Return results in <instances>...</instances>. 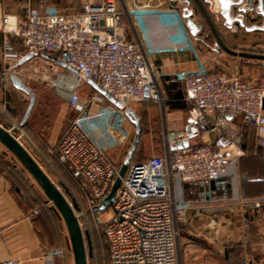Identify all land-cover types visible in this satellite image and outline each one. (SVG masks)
Returning a JSON list of instances; mask_svg holds the SVG:
<instances>
[{
  "label": "built area",
  "instance_id": "2783aa9c",
  "mask_svg": "<svg viewBox=\"0 0 264 264\" xmlns=\"http://www.w3.org/2000/svg\"><path fill=\"white\" fill-rule=\"evenodd\" d=\"M24 1L22 21L8 13L0 18L4 74L16 73L12 68L21 58L12 47L13 37L19 39L26 54L60 59L65 53L67 65L77 72L67 76L70 81L44 76L57 95L65 97L68 106L76 111L49 150L66 169L70 182L57 176L51 161L45 160V166L54 173L56 181H51L60 191L62 187L78 220L87 257L88 247L94 249L93 238L101 235L107 244V264H179L177 239L180 229L188 225L190 211L203 215L219 206L234 212L240 205L259 208L264 204V197L249 202L215 197V191L225 185L226 165L244 155L240 138L228 133L232 120L239 118L244 126L253 129L264 160V79L258 84L219 72L181 71L174 78L184 84V100L190 105L188 117L202 137L211 134L213 141L172 149L186 134L183 130H166L165 156L153 155L145 161L129 163L111 205L112 217L102 223L101 211L95 209L119 177L123 162L114 159L110 151L129 149L134 129L124 109L107 103L99 93L82 98L78 87L80 81L89 79L125 108L146 101L163 103L158 76L145 47L136 33H130L127 39L122 26L130 15L139 23V14L149 9L152 0H142L140 9L132 10L123 5L124 0H77L79 11L71 15L42 13L32 0ZM176 3L181 0L172 1L175 10ZM211 12H219L214 2ZM255 17L250 16L251 25H260L254 23ZM245 47H250L248 52L264 54V43L248 41L237 45L236 50L243 51L240 49ZM184 184L201 188L198 201L178 196ZM66 253L72 256L70 245L46 251L42 257L46 264H54ZM0 264L16 261L0 260Z\"/></svg>",
  "mask_w": 264,
  "mask_h": 264
},
{
  "label": "crops",
  "instance_id": "0c3cea01",
  "mask_svg": "<svg viewBox=\"0 0 264 264\" xmlns=\"http://www.w3.org/2000/svg\"><path fill=\"white\" fill-rule=\"evenodd\" d=\"M143 3L142 0L123 1V5L130 10L140 9ZM32 4L40 12L54 10L61 14L71 15L79 11L77 0H32ZM171 4L172 0H152L149 3V9L139 14V23L132 15L122 21L126 38L129 39L130 33H136L145 47L147 59L151 63L154 73L158 76V83L162 91V104L146 101L129 106L140 120L142 128L140 139L144 136V133H147L146 138L148 139L146 141L149 146L145 155H142L144 157L143 161L153 155L165 156L163 135L166 130H183L186 134L184 140L188 141V147L213 141V135L211 134L202 137L197 131L195 123L188 117L190 105L184 100L183 82L174 78L176 73L181 71L199 73L205 70L236 75L247 81L239 75L237 67L233 69L231 74L220 69H210L211 64L206 61L205 56L209 52L204 51L198 43V40L204 39L208 34V27L203 23V31L195 39L189 34L184 19L178 12L186 5L183 2L176 3L178 8L175 10L171 7ZM24 8V0H0V18L4 13H8L15 16L18 21H22ZM193 18L195 21L201 22L196 18L195 10ZM220 21L222 23V20ZM261 21L262 18L259 16L260 24ZM250 24L247 22L246 25ZM218 29L223 40L230 47L238 45V41L240 43H242V40L248 42L251 39L248 34L256 32H247L239 28L237 33L234 34L222 24L218 26ZM241 33L245 34L241 35ZM229 34L231 39L236 34L240 39L237 42H233V39L230 41L231 39H228ZM2 41L3 35L0 32V106L5 105L8 108L9 115L13 119H19L20 124L26 110V108L23 109V113H21L27 95L11 85L9 74L12 71L8 72L7 76L4 74L5 63L2 56ZM11 44L21 58L26 55L17 37L11 38ZM166 48H172L174 51L156 52L157 49ZM214 53L220 54V52L215 51ZM63 54L60 55V59H62ZM37 57H40V55L34 58L38 59ZM22 70H24L23 65L18 67L15 73L21 80L23 77ZM70 73L72 72L68 71L67 76H70ZM5 76L6 81H4ZM78 88L85 91L87 96L98 93L96 90L91 89L85 80L80 81ZM59 99L66 106L62 110L63 114L66 113V108L69 109L71 114L76 113L74 109L68 106L65 97L59 96ZM105 101L112 104L106 98ZM59 124L58 122V129L60 128ZM2 127L7 129L8 126ZM63 129L55 139L50 137L51 140L46 141L49 146L45 147V151L42 152L44 156L42 154L37 157L33 155L39 166L49 177L44 162L47 160L54 162V166L58 165L49 150L56 143ZM228 133L234 138H240V149L244 155L237 157L226 165L223 178L225 185L215 191V197L217 199L226 198L232 201L246 202L262 199L264 197V160L256 145L253 129L244 126L241 119L238 118L229 123ZM128 150L118 147L110 151V155L121 162ZM139 156L140 154L135 149L131 162L136 163L135 159ZM7 162L14 164L17 170L23 173L14 157L0 146V260L11 259L15 260L16 264H46L42 256L46 251L56 249L54 248L55 245L44 234L43 224L37 221L34 216L38 213L39 208L34 207L29 210V208L18 203L12 191L10 178L1 167V164ZM53 169L57 176L64 177L56 171L59 169L58 167L55 166ZM63 179H66L68 183L70 182L66 177ZM200 192L198 186L184 184L178 192V196L183 200L198 201ZM219 207L211 213L203 215L194 210L188 213V225L180 229V235L177 239L179 264H210V261L213 262L215 257L219 260V264H264V204L259 208H254L251 205H240L234 212H229L222 206ZM57 218L55 217L58 229H60L59 235L62 238L59 247H67L69 241L64 224L62 220H57ZM69 260L73 261L72 256L70 253H66L64 258L57 259L54 264H68Z\"/></svg>",
  "mask_w": 264,
  "mask_h": 264
},
{
  "label": "water",
  "instance_id": "95a60500",
  "mask_svg": "<svg viewBox=\"0 0 264 264\" xmlns=\"http://www.w3.org/2000/svg\"><path fill=\"white\" fill-rule=\"evenodd\" d=\"M173 1V0H172ZM219 6L218 18L222 20V25L230 30L244 29L247 32L252 31H264V0H216ZM186 6L182 10L181 17L184 19V23L191 36L197 37L204 28L203 23L195 21L193 18L194 10L190 8L193 4L201 15L204 24L208 27L209 31L213 35L216 45L214 47L215 52H224L229 56L238 57L241 59L264 61V54L253 53L248 51H237L228 46L223 40L220 32L218 31L215 22L212 20L208 7L213 5L212 0H182ZM256 15L262 18L260 25H246L247 19ZM236 24V26H234ZM35 53H28L24 55L12 70L22 66L27 61L36 57ZM40 57L46 59L52 63H55L58 67L64 68L74 74L77 72L67 65V62L62 59H57L51 55L40 54ZM9 80L11 85L18 91L23 92L28 96V105L23 115L20 125L22 126L28 117L30 116L35 104L36 95L26 84L15 74H9ZM91 85L99 94L103 95L114 106L124 109V114L134 126V136L129 150L120 166L119 177L115 179L113 185L107 196L101 201L96 211H103L107 207L111 206L114 202L116 191L120 186V178L124 175L129 163L131 162L132 155L139 143L141 136V124L136 113L129 107L125 108L121 103L115 100L113 97L105 93L98 88L91 80H85ZM0 146L10 153L22 169L29 175L41 192L45 195L47 200L54 207L59 217L61 218L69 241V245L72 253L73 264H88L86 247L83 238L82 230L79 226L78 220L74 215V212L69 205L68 201L62 194V192L55 186L49 176L34 160L31 154L18 142V140L8 131L6 128L0 126ZM188 147V141L183 140L177 142L172 149H185Z\"/></svg>",
  "mask_w": 264,
  "mask_h": 264
},
{
  "label": "rangeland",
  "instance_id": "374dc122",
  "mask_svg": "<svg viewBox=\"0 0 264 264\" xmlns=\"http://www.w3.org/2000/svg\"><path fill=\"white\" fill-rule=\"evenodd\" d=\"M211 7L212 6L206 7V8L210 12L212 20L215 22V25L218 29V26H220L221 21L218 18V14H214L213 12H211ZM192 8L195 10L196 18H198V20L204 23L201 15L198 13L197 9L195 8L193 4H192ZM53 11L54 10H51V11L49 10L47 12L49 13ZM42 12L47 13L46 11H42ZM247 22L251 24L253 23L252 21H250V19H247L246 24ZM230 31H233V30H230ZM244 34L241 33V35H244ZM248 36H251V39L249 41H251L252 44L264 43V32L256 31L254 32V34H248ZM204 39H205L206 44L212 47V50L210 51L206 46L202 45V48L204 49V51L209 52V54L205 56H206V61H208L211 64V68H210L211 70L220 69L228 74L229 73L231 74L233 69L237 67L238 69L237 71L239 75H241L247 81L258 83V84L263 83L264 61H256V60L248 61L246 59L231 57L224 52H220V54H215L214 53L215 40L212 37V35L209 33V31H208V34L204 37ZM228 39H231L230 34L228 36ZM232 39L234 40L233 42H237L240 38L236 34L232 36ZM232 39L230 41H232ZM243 41L244 40H242V43L238 41L239 43L238 45H244ZM236 46L231 47V48L236 50L237 49ZM249 49L250 47H245L240 50L248 51ZM37 58L38 59L32 58L31 60L24 63L23 64L24 70H22L21 72L23 76L22 81L36 95L34 107L32 109V112L29 118L25 122V127L20 126L19 119H13L12 116L9 115L8 108H6L5 105L0 106V126H5V125L8 126L7 130L12 132V135L18 139L19 143L32 156L34 155L36 157L40 156L41 154L42 156H44L42 152L45 151V147L49 146V144L46 141L55 139V137L59 135V132L61 131V129H63L74 116L73 114L69 112L68 108H66L65 110L66 113L64 112L63 114L62 110L66 106H64L62 100L59 99V96L55 92V89L52 88L44 79V76L47 75L50 78L56 79L58 77H61L62 79H67L68 81H70L67 78L68 71L65 70L64 68L56 66V64L46 59H41L40 57H37ZM62 60L66 61L65 53L62 56ZM15 70L17 71V69ZM89 87L95 90L91 85H89ZM78 92L82 98H85L87 96L85 94V91L80 90L79 88H78ZM28 101L29 99L27 98V96H25V100H24L21 113H23V109L27 108ZM58 122L60 123L59 124L60 130L58 129ZM132 128L134 129L133 125H132ZM146 134L147 133H144V136L141 137L136 147V151H138V153L140 154V156L135 159L136 163L143 161L144 157L142 155L143 154L145 155L146 151L148 150L149 145H147L146 139L148 138H146ZM50 137L52 138L50 139ZM51 165L52 167L56 166V165L54 166V162H51ZM46 171L50 175L49 178L55 182L56 179H55L54 173L47 166H46ZM56 171L59 174H62L60 173L59 170H56ZM59 188H61V191L64 193L62 187L60 186ZM30 194H31L32 199L37 200V201L40 200L42 202L43 208L48 209L47 206H52L50 202H47L48 201L47 198H45V196L42 194L40 189L36 190L35 192L31 191ZM44 198L47 201L43 200ZM57 215H56V218L58 217L57 220L59 219L61 221V218L59 217V215L58 216ZM111 217H112L111 206L107 207L105 210L100 212V220L102 223L107 222ZM92 244H94V249L91 246L88 247V257H87L88 264H107L108 260H107V253H106V244H105L103 237L101 235L95 236L93 238ZM68 264H73V261L69 260ZM210 264H219V260L216 259L215 257L213 262L210 261Z\"/></svg>",
  "mask_w": 264,
  "mask_h": 264
},
{
  "label": "trees",
  "instance_id": "16d2710c",
  "mask_svg": "<svg viewBox=\"0 0 264 264\" xmlns=\"http://www.w3.org/2000/svg\"><path fill=\"white\" fill-rule=\"evenodd\" d=\"M206 7H208V5H206ZM182 10H183V8L179 9L178 12L180 14H182ZM209 33L211 34L210 31H209ZM212 37H213V35H212ZM194 38L197 39L196 37H194ZM198 43L200 46L203 45V46H206L210 51L212 50V47H210L206 44L205 39L198 40ZM215 45H216V42L214 44V47H215ZM22 127H25V123L22 125ZM34 160L36 161L35 158H34ZM56 166L59 168L58 170L60 171V173H62V175H64V177H66L67 180L70 181V177L67 174L64 166H61L59 164ZM1 167L5 170V172L7 173V175L10 178L11 185H12V191H13L14 195L16 196L18 203L20 205H24L25 207L29 208V210H32L34 207L39 208L38 213H36L34 216H35L37 221H39L43 224L42 230H43L44 234H46L47 238L54 243V245H55L54 248H58L60 246V244L62 243V238L59 235V229H58L56 219H55V217L57 215L56 210L52 206L48 207L49 209L43 208V204L40 200L37 201V200L32 199L31 194H30L31 191L35 192L36 190H39V188L33 183V181L30 179L29 175L22 169L21 166L20 167H21V170L23 173H20L17 170L16 166L12 163L7 162L5 164H1ZM25 175L27 178L25 177ZM64 180L66 181V179H64ZM45 198L43 200L47 201ZM47 202H49V201H47ZM106 253H107V244H106Z\"/></svg>",
  "mask_w": 264,
  "mask_h": 264
},
{
  "label": "flooded vegetation",
  "instance_id": "af4514ba",
  "mask_svg": "<svg viewBox=\"0 0 264 264\" xmlns=\"http://www.w3.org/2000/svg\"><path fill=\"white\" fill-rule=\"evenodd\" d=\"M220 20H221V19H220ZM254 21H255L256 24H258V23H259V16H258V17H255ZM221 24H222V23H221ZM234 26H236V24H235Z\"/></svg>",
  "mask_w": 264,
  "mask_h": 264
},
{
  "label": "bare ground",
  "instance_id": "6f19581e",
  "mask_svg": "<svg viewBox=\"0 0 264 264\" xmlns=\"http://www.w3.org/2000/svg\"><path fill=\"white\" fill-rule=\"evenodd\" d=\"M215 8H218V3L216 0H213Z\"/></svg>",
  "mask_w": 264,
  "mask_h": 264
}]
</instances>
